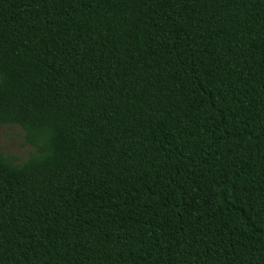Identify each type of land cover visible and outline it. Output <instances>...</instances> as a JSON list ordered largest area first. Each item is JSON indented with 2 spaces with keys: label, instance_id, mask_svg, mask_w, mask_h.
<instances>
[{
  "label": "trees",
  "instance_id": "obj_1",
  "mask_svg": "<svg viewBox=\"0 0 264 264\" xmlns=\"http://www.w3.org/2000/svg\"><path fill=\"white\" fill-rule=\"evenodd\" d=\"M0 264H264V0H0Z\"/></svg>",
  "mask_w": 264,
  "mask_h": 264
},
{
  "label": "rangeland",
  "instance_id": "obj_2",
  "mask_svg": "<svg viewBox=\"0 0 264 264\" xmlns=\"http://www.w3.org/2000/svg\"><path fill=\"white\" fill-rule=\"evenodd\" d=\"M0 152L23 163L35 152V148L25 144V132L21 127L9 125L0 128Z\"/></svg>",
  "mask_w": 264,
  "mask_h": 264
}]
</instances>
